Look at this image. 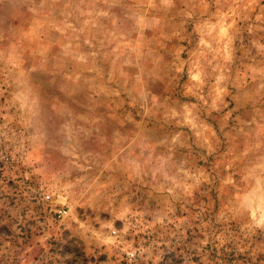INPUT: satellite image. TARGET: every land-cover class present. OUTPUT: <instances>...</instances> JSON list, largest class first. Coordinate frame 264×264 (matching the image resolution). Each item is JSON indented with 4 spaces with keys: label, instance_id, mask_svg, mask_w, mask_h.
I'll list each match as a JSON object with an SVG mask.
<instances>
[{
    "label": "rangeland",
    "instance_id": "obj_1",
    "mask_svg": "<svg viewBox=\"0 0 264 264\" xmlns=\"http://www.w3.org/2000/svg\"><path fill=\"white\" fill-rule=\"evenodd\" d=\"M0 264H264V0H0Z\"/></svg>",
    "mask_w": 264,
    "mask_h": 264
},
{
    "label": "built area",
    "instance_id": "obj_2",
    "mask_svg": "<svg viewBox=\"0 0 264 264\" xmlns=\"http://www.w3.org/2000/svg\"><path fill=\"white\" fill-rule=\"evenodd\" d=\"M40 201L41 202H47L49 200V197L47 195H40ZM65 209L64 208H58L56 210L53 211L54 217L57 220H61L64 216H65Z\"/></svg>",
    "mask_w": 264,
    "mask_h": 264
}]
</instances>
